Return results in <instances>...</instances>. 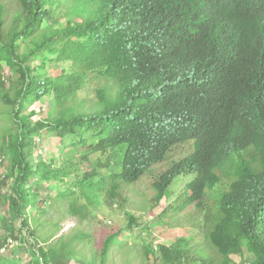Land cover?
<instances>
[{
    "label": "trees",
    "instance_id": "trees-1",
    "mask_svg": "<svg viewBox=\"0 0 264 264\" xmlns=\"http://www.w3.org/2000/svg\"><path fill=\"white\" fill-rule=\"evenodd\" d=\"M11 1L0 0V57L16 75L2 96L16 104L15 215L29 205L31 179L71 175L43 163L33 170L26 149L39 130L60 141L75 138L86 155H106L99 168L75 178L86 200L79 210L70 205L80 221L87 217L81 210L98 198L112 199L174 146L190 141L192 152L152 182L153 206L180 174L195 177L178 210L202 206L208 191L227 180L210 208L208 243L221 264L245 250L250 264H264V0L221 5L215 12L225 22L221 28L211 24L213 11L202 0H14L12 26L6 28ZM21 39L31 43L26 52H18ZM36 58L50 63L31 64ZM57 63L66 65L57 76L40 72ZM89 80L96 81L97 107L80 112L74 101ZM0 83L3 89L2 78ZM47 93L54 110L30 125L21 110ZM91 137L95 142L87 143ZM121 232L105 239L104 250ZM7 238L0 237V247ZM48 247L36 252L40 264L56 254ZM159 249L167 264L186 250L181 244ZM200 264H213V258Z\"/></svg>",
    "mask_w": 264,
    "mask_h": 264
},
{
    "label": "rangeland",
    "instance_id": "rangeland-1",
    "mask_svg": "<svg viewBox=\"0 0 264 264\" xmlns=\"http://www.w3.org/2000/svg\"><path fill=\"white\" fill-rule=\"evenodd\" d=\"M16 8L17 3L12 0L8 5L6 28H11ZM30 48L31 43L27 40L23 43L21 39L18 52H26ZM42 61L50 63L36 58L31 64L39 65ZM65 66L63 63L44 65L40 72L57 76ZM1 78L0 237L9 238L7 252L0 255V264H40V255L36 252L39 246L49 249V245L56 250L55 255L49 254V264H61L58 261L65 264H167L159 248L175 244L183 245L186 250L183 249L184 254L172 264H200L209 257L213 258V264H221V256L211 248L206 232L213 223L210 208L216 204L227 180L223 179L222 183L208 191L201 201L202 206L190 204L178 210L189 192L185 186L194 176L193 173L180 174L167 187L164 198L153 206L152 182L172 163L192 152L190 141L174 146L164 161L152 165L138 181L125 185L112 199L105 201L98 198L96 205L81 210L87 217L80 221L71 214V210L81 209L86 200L75 178L82 177L91 167H98V162L107 159L106 155L100 152L86 155L87 150L75 143V138L66 136L60 141L52 132L39 130L26 149L33 170L43 163L50 170H68L71 175L61 174L58 180L50 182L31 179L27 188L29 205L21 216L15 215L11 196L14 194L17 175V152L12 151L16 146L17 125L12 117L16 104L6 103L2 96L16 75L0 57ZM95 88L96 81L89 80L78 91L74 103H78L80 112L97 107ZM12 96L15 97L13 91L10 92ZM54 107L51 94H42L32 106L23 108L21 114L28 116V122L34 125L38 119L50 117ZM95 140L91 137L86 142L92 143ZM102 171L110 172L109 169ZM74 202L76 207L71 209L70 205ZM130 216H134L133 222H129ZM120 230L122 232L104 250L105 239ZM102 250L105 251L103 257L100 255ZM250 259V254L245 250L241 256L232 255L230 262L250 264Z\"/></svg>",
    "mask_w": 264,
    "mask_h": 264
},
{
    "label": "clouds",
    "instance_id": "clouds-1",
    "mask_svg": "<svg viewBox=\"0 0 264 264\" xmlns=\"http://www.w3.org/2000/svg\"><path fill=\"white\" fill-rule=\"evenodd\" d=\"M202 1H203L204 4H206L208 7H210L212 9V11L214 12V14L212 12L211 18H210L211 24L214 27H220L221 28V27H223L225 25V22L220 20V19H217L215 17V12L216 11H220L219 8H220L221 5H226V6L231 7L234 4H236L239 0H202ZM193 174H194V176H193V178H194L195 177V172ZM220 183H222V182H220ZM220 183H217L214 187H216ZM227 184H226V186H227ZM226 186L224 187V189L222 191L225 190ZM222 191H221V193H222Z\"/></svg>",
    "mask_w": 264,
    "mask_h": 264
},
{
    "label": "built area",
    "instance_id": "built-area-1",
    "mask_svg": "<svg viewBox=\"0 0 264 264\" xmlns=\"http://www.w3.org/2000/svg\"><path fill=\"white\" fill-rule=\"evenodd\" d=\"M7 239H6L5 243L0 247V255H3L4 253L7 252V245H8L7 244Z\"/></svg>",
    "mask_w": 264,
    "mask_h": 264
},
{
    "label": "bare ground",
    "instance_id": "bare-ground-1",
    "mask_svg": "<svg viewBox=\"0 0 264 264\" xmlns=\"http://www.w3.org/2000/svg\"><path fill=\"white\" fill-rule=\"evenodd\" d=\"M154 165V164H153Z\"/></svg>",
    "mask_w": 264,
    "mask_h": 264
}]
</instances>
